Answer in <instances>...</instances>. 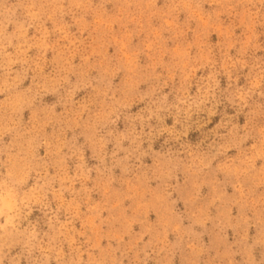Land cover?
Wrapping results in <instances>:
<instances>
[{
  "label": "clouds",
  "instance_id": "9594fccd",
  "mask_svg": "<svg viewBox=\"0 0 264 264\" xmlns=\"http://www.w3.org/2000/svg\"><path fill=\"white\" fill-rule=\"evenodd\" d=\"M262 36L264 0H0V264H264Z\"/></svg>",
  "mask_w": 264,
  "mask_h": 264
},
{
  "label": "rangeland",
  "instance_id": "374dc122",
  "mask_svg": "<svg viewBox=\"0 0 264 264\" xmlns=\"http://www.w3.org/2000/svg\"><path fill=\"white\" fill-rule=\"evenodd\" d=\"M8 2L9 3H18L19 0H8ZM163 2H164V0H160V4H163ZM227 22L228 21L226 20L225 23H227ZM49 27H50V25H49ZM73 31H75V29H73ZM31 34H32V31H30V35ZM222 38H223V33L219 29L216 30V31L211 32L209 34V37H208L210 42L216 43V44H218L222 40ZM261 40H262V42H264V36L261 37ZM71 43H72V41L68 40V39L60 41L61 45L71 44ZM133 43L135 44L136 42L133 41ZM111 51L112 50L110 49V52ZM35 54H36V50L34 49L30 53V55H35ZM51 56H52V53H49L48 54V59H51ZM73 58L75 59V57H73ZM77 62H78V58H77ZM49 70H51V65L46 69V71H49ZM220 80H221V87H225L226 84H227L226 77L221 75ZM241 83L243 84L244 81L242 80ZM26 84H27V81H26ZM54 100H55V97H52V96L45 97V102H47V103L54 102ZM224 107L226 108L227 105H225ZM229 112H230V110H229ZM26 116H27V113H26ZM217 122H219V117H214L213 121H212V125H209V127L213 126ZM243 122H244L243 119H241L240 123H243ZM168 123L171 124V121L169 120ZM201 139H202V136L199 133H196V132L190 133V140H191L192 143H194V144L200 143ZM157 147H164V145L158 144ZM109 150H111V145H109ZM85 158L88 161L89 166H93L96 163V161H94L91 158L90 151H86ZM74 163H75L74 161H69L70 169L74 167ZM149 163H150V161H149ZM116 174L119 175V170L116 171ZM229 191H231V190L229 189ZM207 192H208V189L205 188L204 189V193L207 194ZM104 200H105V190L102 189V188H99V187L97 189L93 190L88 196V202H89V205L91 206L92 211H96L97 209L101 208L103 206V204H104ZM128 203H130V202H126V205ZM177 208L181 212L184 211V205L182 203L178 204ZM81 211L83 212V211H85V209L82 208ZM104 215H107V213H105ZM37 218L41 219L39 216ZM150 219H152L153 221L155 220L154 214L150 216ZM41 223H43L42 219H41ZM76 226L79 227V222H77ZM229 236L230 237L232 236L231 232H229Z\"/></svg>",
  "mask_w": 264,
  "mask_h": 264
}]
</instances>
